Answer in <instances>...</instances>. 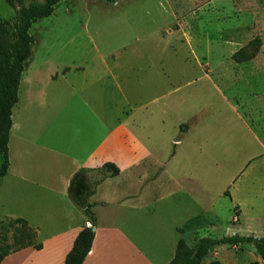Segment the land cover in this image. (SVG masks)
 <instances>
[{
  "label": "rangeland",
  "instance_id": "374dc122",
  "mask_svg": "<svg viewBox=\"0 0 264 264\" xmlns=\"http://www.w3.org/2000/svg\"><path fill=\"white\" fill-rule=\"evenodd\" d=\"M13 19L12 8L0 0V22L11 25ZM30 35L31 59L24 68L34 77L40 73L39 82L46 75L55 81L45 85L48 102L61 99L49 118L54 127L65 124L70 131L73 118L80 117L70 99L72 88L117 83L123 98L119 101L111 86L108 98L119 111H134L153 162L165 163L170 138L183 140L177 147L181 155L164 169L169 172L165 178H174L165 193L177 194L158 202L160 187L134 177L111 187L112 194L122 193L124 209L115 214L95 207L101 223L123 225L134 244L156 261L172 251L175 233L176 241L183 239L189 247L202 237H264V173L257 168L244 176L245 170L233 182L244 161L264 150L239 126L226 102L263 140L264 0H60L48 18L32 25ZM256 38V56L235 63L231 56ZM96 90L92 86L82 95ZM77 122L82 124V118ZM189 127L185 135L179 133ZM82 181L72 183L73 197L75 184ZM82 183L85 195L95 187L88 180ZM84 204L78 201V207ZM10 222L4 221L0 232L8 246L19 227ZM43 232L42 237L48 234ZM254 261L262 264L250 243L216 247L201 264Z\"/></svg>",
  "mask_w": 264,
  "mask_h": 264
},
{
  "label": "crops",
  "instance_id": "0c3cea01",
  "mask_svg": "<svg viewBox=\"0 0 264 264\" xmlns=\"http://www.w3.org/2000/svg\"><path fill=\"white\" fill-rule=\"evenodd\" d=\"M38 71H41L40 66ZM36 74L34 77L24 68L18 99L12 109L8 141L9 166L6 175L0 179V222L10 219L24 220L34 230L35 243L41 248L36 250L31 246L21 249L6 256L0 264H44L43 261H47V258L55 257L57 264H64L65 256L79 231L91 226L96 228L94 239L82 264H168L174 256L178 242L175 226L172 227L174 240L169 243L172 251L156 261L134 244L123 225L101 223L95 207L101 208L103 213L115 214L124 209L122 193L112 194L111 187L119 188L120 185L134 180V177L139 182L147 180L160 187L157 189L161 193L154 197L158 202L176 195L175 191L172 194L165 193L164 188L174 182V178H165L169 172L164 169L177 159L178 154L181 155L177 147L182 146L183 140L170 138L166 145L169 150H164L166 153L162 156L165 163L153 162L151 151L146 147L140 133V125L134 119V111L129 112L128 109L127 113L123 107L119 111L118 104L114 105L108 98L106 90L110 86L119 94V101L123 98L122 89L117 83L114 86L85 84V88L81 90L72 88L71 85L70 99L75 102L83 123L77 122L80 117L73 118L74 130L70 124L73 131H67L65 124L54 127L49 118L59 108L61 99L57 97L51 103L48 102L45 85L55 81L48 80L46 75V79L39 82L40 73ZM92 86L99 90L82 95ZM223 99L226 98L223 96ZM226 102L237 115L239 126L264 150V139L241 119L235 106L227 99ZM190 130L189 127L187 132L179 130V133L185 135ZM261 156L264 157V153L246 159L243 170L233 182H237L245 170L247 171L244 176L257 168L264 173V162L258 160ZM106 163L118 168L117 176L102 178L95 173L94 170ZM128 176H131L130 180ZM76 179L91 181L95 186L83 196L82 200L86 204L81 207H78V202L72 195L71 183L73 180L74 184ZM179 190L183 196L185 190ZM87 206H90L94 215V225L84 213ZM148 208H145L146 211ZM44 230L48 234L42 237ZM163 249L159 247L160 251Z\"/></svg>",
  "mask_w": 264,
  "mask_h": 264
},
{
  "label": "trees",
  "instance_id": "16d2710c",
  "mask_svg": "<svg viewBox=\"0 0 264 264\" xmlns=\"http://www.w3.org/2000/svg\"><path fill=\"white\" fill-rule=\"evenodd\" d=\"M12 8L14 19L11 25L0 22V179L6 175L8 160V141L12 126V109L18 99V89L25 63L31 57L33 37L30 35L32 25L41 19L48 18L54 6L60 0H4ZM113 3L116 0H105ZM259 48V40L256 38L245 47L236 51L231 59L239 64L252 60ZM96 174L105 177L118 175V168L111 163L104 164L94 170ZM73 183V180H72ZM71 183V186H72ZM97 184V183H95ZM84 213L92 225L95 224L94 215L87 206ZM10 223L19 225L14 229L12 246L6 244V238L0 235V263L3 259L21 249L34 247L39 250L41 246L35 243V232L22 219L8 220ZM5 223L0 222V232L4 231ZM94 232L90 227L82 228L77 234L71 249L66 254L64 264H82L90 251ZM254 243L258 255L264 264V237L256 239L252 236H240L237 234L221 238L202 237L189 247L183 239H179L174 256L168 264H201V262L220 246H240ZM209 264H218L212 262ZM248 264H260L250 262Z\"/></svg>",
  "mask_w": 264,
  "mask_h": 264
},
{
  "label": "flooded vegetation",
  "instance_id": "af4514ba",
  "mask_svg": "<svg viewBox=\"0 0 264 264\" xmlns=\"http://www.w3.org/2000/svg\"><path fill=\"white\" fill-rule=\"evenodd\" d=\"M81 182H77L75 184V187L73 188V191H74V198L75 200L78 202L79 200H82L83 199V196L85 195V192L83 190V188H81Z\"/></svg>",
  "mask_w": 264,
  "mask_h": 264
},
{
  "label": "water",
  "instance_id": "95a60500",
  "mask_svg": "<svg viewBox=\"0 0 264 264\" xmlns=\"http://www.w3.org/2000/svg\"><path fill=\"white\" fill-rule=\"evenodd\" d=\"M95 226H91V231L94 232L95 231ZM254 241H256V238H254Z\"/></svg>",
  "mask_w": 264,
  "mask_h": 264
}]
</instances>
